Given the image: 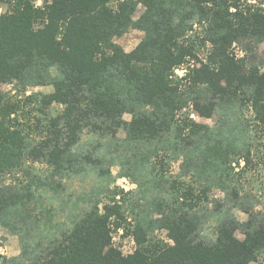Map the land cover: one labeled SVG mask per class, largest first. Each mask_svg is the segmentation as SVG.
<instances>
[{
    "label": "trees",
    "instance_id": "16d2710c",
    "mask_svg": "<svg viewBox=\"0 0 264 264\" xmlns=\"http://www.w3.org/2000/svg\"><path fill=\"white\" fill-rule=\"evenodd\" d=\"M35 1L0 0V227L21 246L0 264H264V210L243 207L245 222L208 211L205 190L183 180L236 156L241 171L250 156L264 169V0ZM131 30L143 36L125 52L116 41ZM189 112L235 120L245 143L207 150ZM116 160L170 184L127 255L111 244V208H99Z\"/></svg>",
    "mask_w": 264,
    "mask_h": 264
},
{
    "label": "rangeland",
    "instance_id": "374dc122",
    "mask_svg": "<svg viewBox=\"0 0 264 264\" xmlns=\"http://www.w3.org/2000/svg\"><path fill=\"white\" fill-rule=\"evenodd\" d=\"M35 3L36 5H40L39 0H36ZM252 3L255 6L260 4L259 1ZM259 6L261 7L263 5ZM2 8L0 9V13L3 11ZM142 36L143 34L141 32L131 30L116 42L125 52H129L135 48ZM263 49L264 44L261 45V51ZM7 88L8 87L4 90H7ZM33 90L41 93H49L52 89L51 87H36ZM186 117L194 123L205 127L203 141L207 144V150H209L212 145H218V143L222 147H225L227 143L240 145L241 139L243 143H245L243 140L247 139V137L243 138L241 135L237 134L236 130L238 125L236 126L235 120L232 122L226 120L227 122L222 125L220 123L218 124V119L215 116L203 118L189 112L188 115L186 114ZM122 119L128 122L130 116L124 114ZM116 135L121 139L125 137V133L122 129H119ZM111 145L112 143L109 144V146ZM112 150H114V148H112ZM251 153L253 155V151H251ZM179 155L181 154H178V159L173 157L169 164L168 175L170 177L177 176L181 173L180 164L184 161V158ZM189 155L190 158L187 159V162L190 163V165H200L198 164L201 163L200 155L194 152H191ZM242 158V156H236L235 160L232 161L230 165L231 169L225 172H215L210 165H204L197 170V173L194 174L193 170H190L183 176V180L186 181V184L191 183L195 187H198V189L205 190L211 203V205L209 204L208 211H214V208L217 206L216 210L220 212H229V214L234 216L239 222H245L248 218L247 214L243 212V207L251 210L250 204H253L255 211L262 212L264 210V169L260 170V168H257L255 159L250 156L249 167L241 171V169L244 168V163L241 161L240 165H237V160H242ZM116 161L118 162L116 163L117 165H109L111 173L109 180L107 178L106 182L104 181V187L98 192V195H100L99 208L101 214H105V206L111 208V211H106V215H108V226L111 229V244L119 248L124 255H127L131 253L134 248L132 232L136 228L142 227L143 219L148 214L147 208L149 207L150 209V217L152 220L153 217H159L153 212L154 209H151V200L164 194L160 193L159 189H164V191L165 189L167 191L170 190V184L168 182L165 185L159 182L155 188V177L150 169L151 165L150 168L149 166H138L134 169V165L122 166L119 160ZM261 166L263 168L264 164ZM258 170H260V172H258ZM160 184L164 187H159ZM235 189L239 198L238 201H233L232 191ZM242 203H244V205ZM116 224L119 225L117 228L115 227ZM34 234H36L35 237L38 236L39 238L37 231ZM165 234L166 230L164 229H155L153 231V235L156 236L163 237ZM236 236L239 239L243 238L240 232L236 233ZM20 249V236L0 227V255L4 256L6 259H13L19 256ZM252 264H259V262Z\"/></svg>",
    "mask_w": 264,
    "mask_h": 264
}]
</instances>
